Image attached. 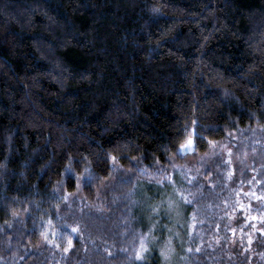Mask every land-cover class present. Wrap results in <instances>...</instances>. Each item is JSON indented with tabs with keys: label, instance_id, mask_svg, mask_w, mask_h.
<instances>
[{
	"label": "trees",
	"instance_id": "16d2710c",
	"mask_svg": "<svg viewBox=\"0 0 264 264\" xmlns=\"http://www.w3.org/2000/svg\"><path fill=\"white\" fill-rule=\"evenodd\" d=\"M188 124L258 158L172 214ZM0 264H264V0H0Z\"/></svg>",
	"mask_w": 264,
	"mask_h": 264
},
{
	"label": "rangeland",
	"instance_id": "374dc122",
	"mask_svg": "<svg viewBox=\"0 0 264 264\" xmlns=\"http://www.w3.org/2000/svg\"><path fill=\"white\" fill-rule=\"evenodd\" d=\"M192 126L187 125L186 126V136L191 133ZM251 132L252 138L255 139L258 134L257 129H252ZM234 136V135H233ZM236 140H232L231 138L228 140H225L222 143H215V145H212L211 148L203 154H199L196 152V146L191 150L184 151L182 154L184 156H187V159L183 163H174L172 166H170L167 169L159 168V175L161 178L160 185L165 186V190L162 193V197L167 196V203L171 205L172 208L175 202V198L177 197V190L179 189V192L181 193V189L178 186L177 180L179 179H185L190 181L192 180H209L213 177V172L216 171L215 168V160L220 159V162L224 159L225 162L228 161V159L232 160V163L234 167L232 168L234 170L238 169L239 171H242L243 168L246 165H250L252 160H256L258 157V152L256 147L254 148L251 144H249L248 140L240 139V136L238 137H232ZM250 141L252 139L248 138ZM111 178L109 181L105 182L102 187V192L99 195V200L97 203H95V208L101 209L106 204V193L110 190L111 185L114 183V179ZM187 178V179H186ZM169 180V185H164L163 181ZM147 186L141 183H137L135 191L139 192V194L146 196L148 192L146 191ZM147 192V193H146ZM105 200V201H104ZM173 201V202H172ZM104 202V203H103ZM152 205L147 210V215L149 217L153 216L155 214L154 208L156 207V203H151ZM156 209V208H155ZM176 209L174 208L171 213H175ZM139 248V246H138Z\"/></svg>",
	"mask_w": 264,
	"mask_h": 264
},
{
	"label": "snow or ice",
	"instance_id": "6c2138e0",
	"mask_svg": "<svg viewBox=\"0 0 264 264\" xmlns=\"http://www.w3.org/2000/svg\"><path fill=\"white\" fill-rule=\"evenodd\" d=\"M197 138H199L201 140L203 139L202 132H200L196 129H192L191 133L186 136L185 142L180 144L177 151L178 152H184V151L191 150L194 147ZM209 143L212 145H215L216 142L215 141H209ZM113 159H115V158H113ZM67 171L69 172V174H71V171H72L71 166H69ZM89 179H91V178H89ZM73 231H76V229H73ZM145 251H146V246L143 243V238H141L140 246L136 252V258L138 260H143L145 258V256H144Z\"/></svg>",
	"mask_w": 264,
	"mask_h": 264
}]
</instances>
